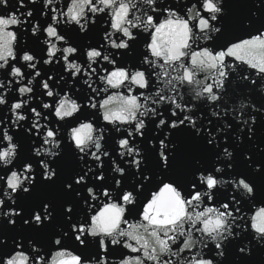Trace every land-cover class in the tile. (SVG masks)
Here are the masks:
<instances>
[{
	"label": "snow or ice",
	"instance_id": "1",
	"mask_svg": "<svg viewBox=\"0 0 264 264\" xmlns=\"http://www.w3.org/2000/svg\"><path fill=\"white\" fill-rule=\"evenodd\" d=\"M90 2L91 4H95L96 0H90ZM85 3L86 0H72L71 5L67 8V12L63 13V15L67 16L69 21L74 22L75 24L79 23L81 16L80 6ZM103 3L107 8L114 7L112 0H103ZM4 6L7 7V4ZM121 7H126V5H116V10L111 13V28L115 32L122 34L119 41L116 39L113 40L112 49L119 50L120 55L123 57L128 56L129 52H132V47L137 37L133 34L131 29L138 27L135 25H129V27L126 28L124 26L125 22L128 20V14L125 12V15L122 18H119L118 14ZM200 7L202 8L203 13L206 14L203 15V18L199 21V25L202 26L201 31L208 29L211 24V31L216 33L213 40H217L221 34L224 33L223 27L217 32L215 25L221 24V18L227 15V7L225 3L223 5L225 15H220L218 17L216 16L218 8L213 0H204ZM255 8L257 10L264 9V5L260 4L259 7L255 5ZM92 11L95 12L96 9H92ZM253 12L254 11L250 12V21H253ZM255 12L257 13V11ZM26 15L31 17L33 13L32 11H28ZM174 15L175 14L173 13L168 18L163 21L159 20L158 22H154V17L149 15L146 21H144L147 31L149 29H154V31L150 34L151 42L148 43L147 40L145 41L147 51L142 55L143 57H154L156 59L163 60V64H161L162 67L170 66L174 70L178 69V74L175 77H172L168 83L172 86L173 90H175L173 84L183 85L185 82L189 85L193 84L194 72L192 69H199L201 71L212 70L216 74L212 78L213 83L205 84L203 81H196V83L201 86V90L195 92V99L203 100L206 98L209 103H214L215 108L212 110L211 115L222 119L220 116V102L223 100V96L227 92L226 81L229 79L227 69L233 67L232 65L226 63L227 57H232L236 61L254 69L260 77V80L264 81V32L260 31L261 29H264V27L257 28L256 31L258 34L252 36L251 39H244L239 43H233L230 40H226L224 44L218 45L220 49L219 51H216L215 49H211L209 51L208 47H205L200 51H191L188 40V35L191 32V29L188 26V22L179 18L172 19V16ZM58 21L57 16L53 15L52 23L43 29V33H45L48 38L44 40V44H47L48 47L46 51L47 59H43V56L41 57L43 64L50 65L54 62V60L57 63L60 60V57H57V53L59 52L63 53L62 58L65 64L66 62L70 63V56L78 51L81 55L86 52L88 61H94L92 65L98 63V58L102 56V52L98 50L97 46L94 44H89L85 49H78L75 45H72V48H61L57 47V43H52V40L54 39L55 41L64 44L65 36L58 33L57 28L53 26L54 24H57ZM15 23L16 20L13 17L0 16V69H5L3 67L5 64L7 67H10L11 77L18 78L16 79V83L19 84L25 79V74L22 72L20 67L16 66V64L9 65V58L17 60V55L13 58L12 53V42H16L17 34L14 31L8 30V28L10 26H14ZM250 27H252V23ZM40 31L41 29L39 25L32 27V32L36 33V35L33 36H37V33ZM105 33H109L107 29H105ZM84 36L87 37V32L84 33ZM5 43L6 50L4 47ZM57 49H62V51H58ZM86 49H90V51H86ZM41 51L43 52V49ZM184 57H190L192 66L191 69L182 62ZM156 59H152L153 64ZM19 60L26 62L27 66L31 69L37 68L38 63L35 55L33 54H24L19 57ZM111 60L115 61V63L109 64L115 65L117 63L115 56H113ZM34 61L36 62L34 63ZM180 69L183 70L182 74H179ZM96 71L97 70L95 69V72ZM5 75H8V73L6 72ZM70 75L74 77L77 74L71 72ZM39 76H41V72L36 71L34 78ZM62 77L63 76H61L60 79ZM114 77H116L115 80L113 79ZM137 77L140 79L138 80ZM52 79L53 78L51 76H48L47 79L36 81L37 85H42L44 90L41 95L43 96L46 93L47 97L53 98L52 104L46 102L43 103V108L48 110L47 116L44 118L47 119L48 117L54 115L58 120L65 121L66 117H72V121H65V123H80L79 115H73V111L76 110L77 105L72 100L68 97L59 99L58 102L55 100L54 97L59 95V93L54 94L53 87L55 81H53V84L49 83ZM242 79L244 81H250L252 85L257 84L256 80H251L247 75L242 76ZM102 82L112 89H119L126 84L135 85L140 89H144L149 85V81L144 71L128 72L124 70L122 64L119 67H116V70L108 71L107 75L103 76ZM27 84L32 85L33 78L29 79ZM3 87L4 85L0 88ZM89 88H91L94 93H98L99 91L96 88L95 90H93L92 87ZM32 92V87L21 86L19 88L21 96ZM138 100L139 98L132 95L131 90L129 89V94L127 95H123L119 98L109 97L107 100H103L98 104L99 109H105L103 119L107 122V124L115 125V127H113L115 131L120 129L119 127H116L117 124L131 126L133 122L137 120L139 121L135 122L134 128H126L132 129L133 131L124 130L126 135H124V132L119 131L120 136L116 139V144L120 149L119 156L121 158L126 156L130 158L126 160L128 161V167H122L124 168V175L120 176L119 179L113 177L115 185L119 183V187L117 188L118 191L115 193L117 203H105V205L100 208L96 214L91 215L90 224L89 217L87 215L83 217L82 221L77 219L78 211H83V208H81V201H83L86 205H89V197L92 201L97 200L100 195V192L98 191L100 188L108 190H104L102 194L109 200L110 198L112 199L113 195L112 191L109 190L111 189V185L106 183L107 177L103 172L94 171L91 165H89L86 169L81 167V163L86 164L87 159L91 157V160L94 163L99 162L96 164V167L103 168L102 158L108 157L109 153L106 150L101 151V149H99L95 154L91 153L89 157V152H84L85 141L77 139L80 129L72 127L71 144L63 146L60 145V147L64 150L65 146H67L77 161L78 170L74 171L70 177L61 178L60 169L55 166L56 161L62 157V153L64 151L47 166L42 163V161H45L46 159L34 160L31 158L26 159L17 165V167L22 168H24L25 164L31 165V168H24V171L29 177L35 175V180L31 184V190L16 192V204L13 207L18 209V211L13 212L12 216L9 218L14 221L10 227L11 229H17V226L19 225L20 229H26L30 233L35 234L51 227L54 229L56 235H63V233H58L56 231L57 228H62L64 233H67L69 239H74L78 245L82 244L83 248H87L89 245L88 235H86L88 230L87 226L91 225L92 227L99 228L97 225L98 218H103L104 223L108 225H111L114 222V226L111 227L110 230H98L97 236H111L114 232H120L121 237H123L124 232L121 228V224L127 220V217L125 216L127 211L128 215L141 217V222L136 225L130 224L128 226V229L130 230L128 232V239L131 242H134L135 246L133 243H124L123 247L128 249L131 253H142L145 260H149L157 259V248L164 251L176 244V235L174 234L176 232V227L182 224L185 219H189L188 213L192 211V207L195 206L200 208L201 204L205 202V198H207V201L213 202V204H219V206L204 207L203 210L199 212L198 222L195 223L193 227L195 229H199L203 235L208 236L213 235L214 231L218 232L224 228L221 217L231 216L235 219L239 216L238 213L241 211L240 205L242 201H247L242 200V193L246 194L254 192L255 195L252 197V200L255 201L257 199L260 189L255 178L258 176L264 177V160L253 161L252 159H245L244 154L243 160L246 162L247 168L250 169V171L240 172L237 171L233 159L235 149L231 151L229 150L232 144L235 143V139H242V135L245 133V128L247 129V139L249 141L253 140V126L257 124L256 115L248 117L246 113L241 112V117L245 118H238L235 124L226 122L224 123L223 128H221L216 126L213 120H208V125L211 126H205L203 119L198 120L197 118H194L195 114L193 113V109L191 107H186L185 105L177 103L174 96H168L161 94V92H156L152 97V103L158 106L151 107L147 117H149V114L151 115L148 123H146L145 119H143L144 115L139 112L140 103ZM165 103H170L172 105L173 110L170 115H166L168 111L167 108L164 112L158 111V107ZM26 104V101H19L10 104L12 117L15 118L14 122L20 129L18 135L24 134L25 128V125H22L19 122L26 121L28 119L25 115L19 114L18 110L24 108ZM113 104L118 105V107L113 108ZM0 105H9V101L6 99L5 95L0 94ZM53 105H55L54 113L52 111ZM66 105L71 110L62 112V109H64ZM89 105L95 109L97 108L96 102L95 104H92V101H90ZM38 107L39 106L31 109L33 115L37 119L32 121L31 127L28 128V133H32V131L35 130L36 135L42 138L43 144H47L49 141L58 140L53 129L48 128L47 125L39 124L38 121L39 118H41L42 113L37 110ZM240 107L243 109L245 106L241 104ZM176 109H180L184 115L181 117V115L177 113ZM80 110L81 108L76 112V114L79 113ZM253 111L258 114L264 112V104H262L259 108H253ZM224 115H228L227 109H224ZM157 117H159V119H157ZM0 123H3V121H0ZM145 124L146 126H144ZM153 124L154 130L149 126ZM80 127L91 129V125L81 124ZM233 128H235V131L230 137L228 134ZM42 129L47 130L46 132H42ZM220 133H223L224 135L221 137ZM174 134H184L189 137L191 141L195 143H202L204 149L209 150L213 154L211 163L205 164L200 159H195L193 161L195 171L192 172L186 186L182 184L179 179L173 178L172 176H165V179L160 181L162 187L157 185L159 190H154L150 199L145 196L146 202L139 201L137 185H141L142 189L146 187L145 183H142L145 178L148 177V183H151L153 178L152 173L147 170V167H143L142 170V166L145 164V157L147 156L149 150L155 153L159 169L162 167L164 172L168 173L173 172L176 168L181 150L179 142L173 138ZM136 137L140 138V143L144 146L146 144L142 153V160H135L133 158L135 155H140V153H136L134 151L136 144L132 143ZM26 138L31 139V136L29 135ZM0 139L7 142L6 147L0 148V161H6L10 158L11 152L16 151L15 145L17 143L13 142V135H9L5 132H3L2 138ZM73 145L75 146V149L79 150V155L82 157V161L77 159L78 153L73 150ZM148 145H151V148H148ZM236 145L239 146L238 144ZM113 152H115V148L113 149ZM221 153H223L224 156H230L231 158L224 159L221 157ZM18 155L19 153L17 152V157ZM254 164L255 166H260L256 171H254ZM217 165H221L222 167L218 168ZM133 168H137V171L132 173L135 178V183L130 188H125L123 181ZM5 170L6 173L10 172L11 175H0V182L6 183L10 191H15L10 181L13 176L17 175V173L13 172L12 168H5ZM197 173H203V175L197 178ZM90 174L91 179H89ZM137 176H139V179H136ZM223 176H228L230 179L221 180ZM235 177H243V179L239 181L238 185L241 191L233 192L231 196L232 203L230 204L227 202L228 192H221L220 188L217 187V183L218 181L222 183L227 182ZM38 180L43 185L58 186L59 190L65 195L64 203L61 205L62 212H60L62 220L59 222L57 220V202L54 197L44 196L40 198L35 206L30 209H26L21 203L22 198L33 195L34 190L38 187ZM165 180H167V182H165ZM245 181L248 183H245ZM89 184L96 189V193L92 194L91 192H88L87 195H85L84 190L85 188H89ZM249 184H251V187L248 186ZM189 185L191 190H189ZM227 185L233 189V184L231 182H228ZM177 189H181L183 191V197L181 196V192L177 191ZM133 194H135L136 197L135 204H132ZM222 194H224L223 200H221ZM119 201H122V203ZM68 205H71L70 209L67 207ZM124 206H127L126 211ZM4 207L8 208L10 205H8L5 201ZM261 218H264V207H261L255 215L251 216L250 228L253 234L258 235L262 240H264V228L259 226ZM5 221L7 222L6 228H9L8 221ZM18 221L19 223H17ZM213 222H217L219 227L212 229ZM245 222L247 223V221ZM141 228L145 230L143 235H141L139 231ZM231 232L235 234L238 232L237 228L233 227ZM21 237L24 238L25 243L31 239H25L24 236ZM245 237L252 238L249 233H246V235L242 238ZM242 238L240 240L228 239L223 243H217L214 248H210V257H212L213 252L220 255L221 249H223L222 255L225 257L227 247L229 245L236 244L237 241H242ZM13 241H16V238L13 239ZM62 242L63 240L59 242V246L61 247L64 246ZM110 242L112 245H119L123 242V240H113ZM184 243L185 241H183V244ZM105 245L106 241L99 240V248L101 250L108 251V249L105 248ZM5 247L6 245H0V248ZM235 248H243V243L241 242L236 244ZM180 249L181 246L178 250ZM20 254L22 255L23 253ZM37 255H39V253H37ZM240 257L245 258L244 261H241L242 264H245L249 258L245 257L242 252ZM133 259H136V264H140L138 258ZM76 260L77 264H79V257H77ZM192 261L193 264H225V259L223 261H219L216 258H213L212 261H206L201 259L200 256L193 257ZM0 264H3V262L0 261ZM8 264H12V261H9ZM25 264H27V258H25ZM125 264H131V259L126 260Z\"/></svg>",
	"mask_w": 264,
	"mask_h": 264
},
{
	"label": "clouds",
	"instance_id": "2",
	"mask_svg": "<svg viewBox=\"0 0 264 264\" xmlns=\"http://www.w3.org/2000/svg\"><path fill=\"white\" fill-rule=\"evenodd\" d=\"M31 2L36 3L37 0H31ZM58 2H60V0H43V4H44L45 9H47L49 5H52V12L55 13L54 16H57V15L61 16V19L58 21V23H65V24L71 25L73 22L69 21L68 19L64 20L63 19V17H64L63 12H58V10L56 9L55 5ZM157 2H158V0H112V4L114 5V7L107 8V7H105L103 0H96L95 4H91L90 0H86V3L80 6L81 7V16H80V21H79V23H76V26L79 28V31L81 34L88 31L89 19L87 18L86 9L88 11H91L94 15L98 14V13H104L105 10H108L109 14L111 15V13L116 10L115 9L116 5L123 4V5H126V7L120 8L118 17L122 18L125 15V12H127L128 16H129V14H131V17H132L131 19H128L125 22L124 26L127 28V27H129V25H135L137 27H142L143 31L147 32L144 21H146V19L150 15L149 13L161 11V9L155 7ZM159 2L163 3L164 0H159ZM203 2H204V0H192V2L190 3V6H189L188 0H176V4L178 6L180 4H184V6H185L186 11H185V14L183 16L180 15L174 9H171V8L163 9V11L167 13V16L165 18H163L162 21L174 13L175 15L172 16V19L179 18L181 20H186L188 22V26L191 29V32L188 35L190 48H191V45L197 43V41H200V42L212 41L216 35V33H213L211 31V27H212L211 24L209 25L208 29L201 31L202 26L199 25V21H200V19L203 18V14H202L203 10L200 7V5H202ZM213 2L215 3V5L218 8L216 16L218 17L220 15H225V9L223 8L225 0H213ZM6 4H7V0H0V5H6ZM259 5H260L259 3L256 4L257 7H259ZM21 6H24L22 2H21ZM92 9H96V11L93 12ZM29 12H31V10H29ZM46 14H47V12L44 13V15H46ZM9 17L15 18L16 23L14 26H18L22 23H25V21L20 20V18L14 13L10 14ZM252 18H253V20L259 19V16L255 11L252 14ZM81 21H83V23ZM91 23L92 24L96 23L94 17L91 19ZM251 23H252V21L245 20L244 21V27H246V28L250 27ZM215 27L217 28V32H218L219 29L223 27V24L222 23L216 24ZM197 28L199 31H196ZM260 31L264 32V29H261ZM32 35H36V33L32 32ZM112 35H113L112 32L104 34V36H103L104 45H101V47H104L105 45H107L108 47L112 48L113 40H114V39H111ZM133 38H135V37H133ZM42 42L44 43V41H42ZM125 43H127V42H125ZM64 44L66 45L65 48H72V45L69 44V42L67 41L66 38L64 39ZM4 47L6 50V43H5ZM144 48L146 49L147 46L144 45ZM57 50L62 51V49H57ZM210 50H211V48H209V51ZM86 51H90V50L86 49ZM12 53H13V58H14L16 55L15 42H12ZM24 54L32 55L30 52H27V51H25L23 53V55ZM117 55H119V53ZM129 55H132V52H129ZM103 56H104V59H103L104 61H107L108 63H113V64L115 63V61L111 60V58H110L111 53L105 54ZM37 63H39V60H37ZM57 63H59V61ZM92 63H94V61H90L88 63L89 68L92 67ZM142 63L145 65H151L152 67L160 68L162 71L156 74L158 78L162 75H165V74L169 75L170 79L168 81H166V84L169 83V81L172 79V77L176 76V75H171L168 72V69L171 68L170 66L162 67V65L159 64L157 62V60H155L154 64H153L152 59L150 57H143ZM3 67L6 68L7 65L5 64ZM65 71H71V72H74L75 74H78L81 72V65L75 61H72L70 63L66 62ZM136 71H141V70H136ZM173 71L178 72V69H176V70L173 69ZM232 71H236V68L232 67ZM92 72L93 73L95 72L94 68L92 69ZM85 75L88 76V79L84 80L83 83L87 84L88 87H92L93 82H92L91 75H89L88 72H85ZM34 79L35 78L33 77V81H34ZM61 79H64V77H62ZM99 79L102 81L103 76H100ZM113 79L115 80L116 77H114ZM137 79L139 80L140 78L137 77ZM3 85H4V82L0 81V87H2ZM10 86H11V81H9V87ZM173 87H175V84H173ZM92 88H93V90H95L94 87H92ZM106 90L107 89H101V91H106ZM257 91L262 96H264V85L258 86ZM121 96H123V95H115V96H111V97L119 98ZM65 97H68L67 93H65L63 98H65ZM63 98H61V99H63ZM148 99H149V97H145V101H147ZM105 100H107V99H105ZM72 101L77 105L76 110L73 111V115H74V114H76L77 111H79V109L82 106L75 99H72ZM91 101H92V104H95L94 99H92ZM151 102H152V100H151ZM26 103H28V101H26ZM243 105L245 107H247L246 104H243ZM87 106L90 107L89 104ZM112 107L115 108V107H118V105L113 104ZM90 108L95 109L93 107H90ZM252 108H256V106L252 105ZM69 110H71V109H69V107L66 105L64 107V109H62V112H67ZM102 110L103 111H102V113H100V115H102V120L104 122H106L103 119V114H104L105 109H102ZM150 110H151V107L147 106L144 103H140L139 112L142 113L144 115V117L148 116V112ZM94 119H98V117H96ZM14 121H15V118L13 119L12 123L18 127V125ZM135 122H139V121L137 120ZM81 124L91 125V129H88L86 127L81 128L80 127ZM144 126H146V124ZM112 127H115V125H112ZM76 128L80 129V133L78 134L77 139L85 141L84 152L88 153L91 151V153H93V154H95L99 149L103 148L102 142L105 138V133H108L110 131L108 128H105V127H97L93 123L92 120H81L79 123V126H77ZM124 130L133 131L132 129H124ZM26 131L28 132L29 129H26ZM119 131H121V129H117L116 132L119 133ZM3 132L9 134L8 127H5L3 129ZM71 133H72V128L70 129V131L67 134V140L66 141H62V140L49 141L47 144H45V145H49V147H47V148H45L43 146H41L39 148H34L33 149V155L36 156L37 158H39L41 156L50 157L51 160L46 159L45 161H42V163H44L47 166L52 161H54L57 156H60L61 153L64 151V149L60 147V145L62 143H64L65 145L71 144V142H72ZM55 135L56 136L59 135V131L55 132ZM236 140L238 141V143H237L238 145L240 143H242V139L237 138ZM169 147H172V146H169ZM253 147H256V145L254 144ZM18 148H19V145L16 144L15 145L16 151L11 152L10 158L8 160L0 161V167L8 168L9 166L13 165V162L17 158ZM93 149H94V151H93ZM73 150L78 153L77 159L82 161V157L79 155V150L75 149L74 145H73ZM134 151L136 153H140V155H135L133 158L135 160H142L143 151H142V149H140L138 144L135 145ZM260 151H264V147H261ZM221 157L224 159H230L231 158L230 156H224L223 153H221ZM90 159H91V157H90ZM245 159H251L247 153H245ZM125 164L128 165V161H125ZM31 167L32 166L28 165V164L24 165V168H31ZM81 167H83L82 163H81ZM217 167L220 168L222 166L217 165ZM259 167H260L259 165H256L254 168V171L258 170ZM24 168L19 169V170L15 167L12 168L13 172L17 173V175L13 176L12 180L10 181V183L13 186V188L15 189V191H10L7 185H6V187H4L3 185H0V190H2V195H0V224H2L3 221L7 220L9 228L12 226V223H14V221L9 219V218L12 216L13 212L18 211V209L13 207L16 204V192H21L22 190H30L31 184L35 180V175H33L32 177H29L28 174L24 171ZM134 169H135V171H137V168H134ZM112 171L114 173L118 174L119 176L124 175V168H122L119 164H117L115 162V160H113ZM196 175H197V178H199L201 175H203V173H197ZM136 179H139V176H137ZM147 179H148V177H146L142 183H146ZM242 179H243V177H235V178H232V180L227 181V182H223V183L218 181L217 187H219L225 191H228V189L226 188V185L228 182H231L233 184V189H232V192H230V195H232V193L235 191H241L239 189L238 185H239V181ZM221 180H223V178H221ZM133 183H135V180L133 181ZM245 183H248V182L245 181ZM17 185H19V186H17ZM248 186L251 187V184H249ZM116 187L117 188L119 187V183H117ZM140 189H141V185H137V191H139ZM105 191H108V190L105 189ZM177 191H180L181 196L183 197V195H184L183 191L181 189H177ZM88 192L95 194L96 189L93 188L92 186H89V188L87 189V193ZM112 195H115V193L112 192ZM254 195H255L254 192H250V193H246V194L242 193V200L252 201V197ZM5 201L10 202V207H8V208L4 207ZM110 201H111V198H110ZM81 203L83 206H87L83 201H81ZM111 203L116 204L117 202L112 201ZM135 203H136V197H135V194H133L132 204H135ZM67 207L70 209L71 205H68ZM124 207H125V211H126L127 206H124ZM196 209H198V208L193 206L192 211L188 213L189 219H185L182 222V224H180L176 227V232L174 233L176 235L175 243L178 242L180 237H183L184 241H185V243L182 244L181 249L180 250H173L172 247H169L167 250L162 251L160 248H157L156 249L157 259H149L147 261L152 262V264H193L192 258L195 256H200L201 259H204L206 261H212L213 258H216L219 261H223L225 259V257L222 255L223 249L220 250V252H221L220 255H217L216 252H213L212 257H209L207 259L204 258L203 249L207 248V246L209 244L215 246L217 243H223L228 239H239L240 236L244 233L251 234L252 238H251V240L247 239L243 243V248H237L236 249L237 255H236V259L234 260V264H242V262L240 260L241 252L243 253V255L245 257L250 258V257H252L255 249L264 248V240H262L258 235L253 234L251 232V228H249V225L246 222L237 223V221H244V214L237 216L235 219H233L231 216L221 217V220L223 221V224H224V228L218 232L214 231L213 235L208 236V235H203L199 229H195L193 227V225L195 223H197L198 219H199V212L200 211H197ZM250 219H251V217H250ZM124 223H127V221ZM136 224H133V225H136ZM97 225L99 226V228L92 227L91 225L87 226L88 230L86 233H87L88 237H91V238L99 237L100 238L99 240H103V241H106V240L120 241L122 239L123 244L131 242L128 239V232L130 231L128 228L122 229L124 232L123 237H121L120 232H114L111 236H103V235L97 236L98 230H110L111 227L114 226V222H113V224L108 225V224L104 223L103 218H98ZM185 225H188L187 230H185ZM259 226L264 228V218L260 219ZM217 227H219V224L217 222H213L212 229H215ZM233 227L237 228V229H241V231H238L235 234H233L231 232V229ZM56 231L58 233H63V235L53 236L52 240H51V246L52 245L59 246L60 241H62V240L64 241L66 238H68L67 233H64V230L62 228H57ZM139 231H140V234L143 235L145 230L143 228H141ZM0 245H6V248L8 250L6 252L7 254L0 255V261H2L3 264H8L9 261H12V264H25V258H27V264H77V260H76L77 257H79V264H109V261L107 260V258L105 256H101L99 258V260H97L95 256L91 257L90 259H86L71 249L57 250L52 254L51 259L48 260V259H46L47 253L44 251L43 246H41L39 243L35 242L32 239L28 240L25 243L24 238L21 236H17L16 241L9 240L7 236H4V237L0 238ZM51 246L49 248H51ZM79 246L82 247V244H80ZM105 248H107L106 245H105ZM193 248H197L198 250L190 258L187 256H182V253L185 250H188L189 252H191ZM13 249H15V250H13ZM20 249H24V251H21ZM28 249H30V252L28 251ZM20 253H23V254L21 255ZM37 253H39V255H37ZM164 257H168V259H164ZM129 259L130 258L125 257L122 260H113V261H111V264H125V261L129 260ZM138 259H139L140 264H144V261H145L144 256L139 257ZM131 264H136V259H131Z\"/></svg>",
	"mask_w": 264,
	"mask_h": 264
}]
</instances>
